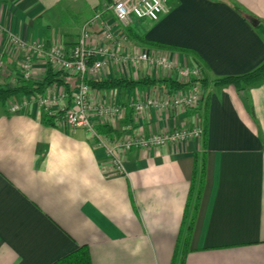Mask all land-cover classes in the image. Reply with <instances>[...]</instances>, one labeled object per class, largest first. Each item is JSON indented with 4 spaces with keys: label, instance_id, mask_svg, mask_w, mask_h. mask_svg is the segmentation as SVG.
Returning <instances> with one entry per match:
<instances>
[{
    "label": "crops",
    "instance_id": "0c3cea01",
    "mask_svg": "<svg viewBox=\"0 0 264 264\" xmlns=\"http://www.w3.org/2000/svg\"><path fill=\"white\" fill-rule=\"evenodd\" d=\"M114 1L0 0L5 62L0 84L23 82L21 69L28 59L29 81H42L47 51L70 48L84 23L102 12L90 29L89 47L108 46L122 56L147 50L179 68L200 67L209 79L201 109L135 113L127 105L151 95L173 96L177 89L163 85L93 89V104L115 100L127 105L106 124L113 135L145 136L199 123L205 132L177 145L124 153L123 170L116 172L83 129L51 124L37 103L11 113V99L0 102V264H53L82 246L91 264H172L184 219L192 216L198 199L196 157L199 165L205 163L204 182L184 264H264V81L246 92L213 82L247 73L264 61V0H170L160 20L135 19L128 26L108 10ZM107 26L113 41L106 36ZM138 37L194 49L202 62ZM36 44L44 51L29 48ZM177 69L111 56L88 79L148 76L183 82ZM67 74L74 90L77 79ZM47 91L68 89L53 83Z\"/></svg>",
    "mask_w": 264,
    "mask_h": 264
},
{
    "label": "built area",
    "instance_id": "2783aa9c",
    "mask_svg": "<svg viewBox=\"0 0 264 264\" xmlns=\"http://www.w3.org/2000/svg\"><path fill=\"white\" fill-rule=\"evenodd\" d=\"M170 0H115L108 6V10L115 19L123 26L130 25L135 19L150 20L156 22L169 11ZM102 17V12H98L94 17L87 20L82 26L81 33L77 41L70 47L64 46L50 48L46 55L50 65L57 71L67 72L77 79L75 89L69 93L63 91H46L43 95L21 96L19 100L8 104L11 113L23 111L32 103H37L44 110L46 115L53 117L55 123L65 124L73 129H83L86 134L94 140L96 146L102 149L116 172L123 170L122 155L133 149H151L164 145H177L184 143L191 137H200L203 133L201 123L190 129L172 130L168 132L152 133L145 136L126 135L122 137L109 136L99 132L98 125H106L120 117L130 106L135 113L143 112L152 108H177L201 109L205 102L203 86L192 83L185 89L176 90L168 96H148L135 102L122 105L117 101L109 104H93V88L88 84L90 73H98L105 65L108 57L114 56L122 58L125 62L133 64L147 63L150 66L170 70L177 69V73L183 82L190 81L191 78L200 79L204 72L200 67L187 68L176 67L174 62L164 56H156L147 50L131 55H119L110 47L105 46L98 49L89 47L90 29ZM1 28V27H0ZM106 36L113 41V33L109 26L106 27ZM14 42L19 43V39L11 36ZM35 51H44L41 44L29 47ZM95 57H100L95 60ZM5 62L0 56V72ZM29 59L23 64L21 78L29 80L31 77Z\"/></svg>",
    "mask_w": 264,
    "mask_h": 264
},
{
    "label": "trees",
    "instance_id": "16d2710c",
    "mask_svg": "<svg viewBox=\"0 0 264 264\" xmlns=\"http://www.w3.org/2000/svg\"><path fill=\"white\" fill-rule=\"evenodd\" d=\"M250 19H254V17H250ZM131 33V32H130ZM140 42L154 46V47H165L172 50L181 51L187 54H190L195 60L198 62H202L200 55L194 49L188 47H180V46H173V45H164L157 42H152L146 40L144 37L137 38ZM68 74L64 71H57L53 69V67L48 63V68L46 71L45 78L40 82H31L29 80H24L23 82L11 86L8 84H0V102L3 105L18 96V95H43L46 93L47 88L53 84L57 83L59 85H66L68 92H72L73 90L69 87L68 81ZM208 77L204 75L200 79L191 78L188 82H180L173 78H157L153 79L148 76L141 78L139 80L135 79H125L122 77H115V78H98V79H88L87 82L93 89L98 90H115V89H123V88H134L137 85H163L164 87H168L171 89H185L192 83H199L202 86H206L208 84ZM264 81V61L253 70L241 74V75H228L224 77H219L214 79V84L218 86H234L240 92H246L250 87L263 82ZM47 120L51 122V124H56L55 119L46 115ZM203 129L205 132V124L203 125ZM99 132L106 134V135H113L115 130L108 125H102L98 127ZM204 171H205V163L204 160L199 165L198 158L196 157L195 168L193 173V183L197 181L199 182L198 186V199L195 202L193 209H192V216L188 219L186 215L184 219L185 229L181 233L178 243L176 246V251L174 255V259L172 264H184L185 255L189 251L190 248V241L193 232L194 220L197 213V205L200 198L201 187L204 182ZM190 201H188V209L190 207ZM53 264H91L89 250L86 246L79 247L75 251L59 258Z\"/></svg>",
    "mask_w": 264,
    "mask_h": 264
},
{
    "label": "rangeland",
    "instance_id": "374dc122",
    "mask_svg": "<svg viewBox=\"0 0 264 264\" xmlns=\"http://www.w3.org/2000/svg\"><path fill=\"white\" fill-rule=\"evenodd\" d=\"M91 18H92V17H91ZM91 18H90V19H91ZM20 98H21V97H20ZM12 100H13V101H16V100H19V99H17L16 97H14V98L11 99V101L8 102V104H10L11 102H13Z\"/></svg>",
    "mask_w": 264,
    "mask_h": 264
},
{
    "label": "water",
    "instance_id": "95a60500",
    "mask_svg": "<svg viewBox=\"0 0 264 264\" xmlns=\"http://www.w3.org/2000/svg\"><path fill=\"white\" fill-rule=\"evenodd\" d=\"M254 24H257L256 22Z\"/></svg>",
    "mask_w": 264,
    "mask_h": 264
}]
</instances>
